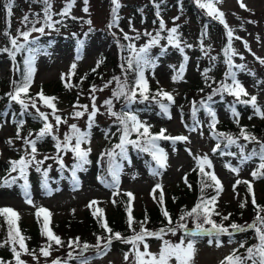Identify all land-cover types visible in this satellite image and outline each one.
I'll return each mask as SVG.
<instances>
[{"label":"rangeland","instance_id":"374dc122","mask_svg":"<svg viewBox=\"0 0 264 264\" xmlns=\"http://www.w3.org/2000/svg\"><path fill=\"white\" fill-rule=\"evenodd\" d=\"M6 1L0 0V3ZM28 1L32 2L33 0ZM15 2L20 3V0H15ZM67 2L68 0H50L52 12L54 13L53 19L58 17L57 19L66 20L67 25H62L61 27L63 28H67L69 24H73L74 26L70 25V29L74 39L80 36L85 44L81 49H76L75 42H71L63 37L70 35L71 32L61 31L50 33L45 29L44 34L49 38L53 36L57 37L58 42L49 49L47 56H39L35 59L34 67L36 71L30 87L32 92L43 88L49 93H52L54 85L61 81V74L69 73L73 63L77 65L74 72L80 75H84L93 68H96L97 63L100 62L103 55L118 59L121 65H125L124 63L128 55L126 52H121L120 49V44L122 38L124 39L125 33L129 37H136L139 34V39H133L131 41L124 39L126 43H133L136 48H139L148 43L150 39L145 33H151L152 36H155L160 31L159 23L156 21L149 22L147 18L144 19L145 17H138L136 14L133 15V9L131 8L133 6L143 5L144 3H149L150 5L152 3L156 4L157 0H118L120 4L116 14L119 18L118 23L117 26L110 28L108 34H105V29L108 28L110 21L113 19L112 8L114 5H112L111 0H88L87 5L84 4V0H75L70 15L61 17L58 13L63 10ZM37 3L42 6L28 5L29 7H27V4H22V11L20 13H12L11 17H8L7 13L0 7V44L3 41L2 36L6 31H12L13 36H16L17 30L27 31L32 27L31 23L24 24L23 18L26 15L30 21L37 19L40 21L41 18L44 20V2L43 0H37ZM243 3L249 10L242 9L238 0H221L215 6L224 13L226 23L234 30V35L248 42L251 53L244 49L242 40L234 39L232 41L233 48L244 57L241 60L239 56H235L233 57V62L237 65L243 64L245 66L243 70L237 68L233 69V71L236 72L237 79L245 87L249 95H255L257 102H262L264 100V64H261L256 57L264 58V0H243ZM84 7L88 8L87 12L83 11ZM173 8L170 7V10L164 13L162 19L165 22L166 30L172 27L178 28L181 47L184 48L185 55L188 59L185 62L178 48L168 45L167 39L165 38L167 31L165 30L160 33L162 38L159 44L151 47L149 51H161V46H163L165 50L170 52L154 68L146 69L145 77L148 80L149 86L157 87L158 89H163L171 93L175 100V107L168 113L167 119L160 117L157 112L136 113L134 115L140 121L150 125V130L160 131L163 128L167 130L166 135H183L188 140L185 142L177 141L174 145L161 144L162 149L167 154V166L165 168L160 169L154 167L149 161L138 158L131 165L121 167L118 187H111V183L108 180H103L109 185L105 186V183H101L102 179L100 177L102 172L101 166H104V158L101 159V153L113 150L112 147L115 145V141L119 144L122 134V126L119 124V121L114 116L108 115L107 108L103 106L105 100L112 98L108 90L109 88H104V85L101 84L96 87L97 89L103 88L104 90H98L95 93L96 106L99 112L90 129L88 127V113H85L80 118L72 117L74 111H83V109L73 107V105L77 104L78 100L71 103L62 96L60 101H58V112L56 114L61 116L62 119H66L67 122L61 123L58 130L54 131V134L62 140L65 133L70 130L69 125L71 124L79 125L82 130L88 129L86 132L89 133L90 143L83 144L82 148H91L89 155H91L93 161L98 160L99 163L93 162L87 168L86 172L82 174L78 189L71 188L70 185L64 182L52 185L53 192L50 195H46L44 189L39 184H33L34 187L29 188L35 205L42 206L50 211L49 226L64 223L70 219H74L75 221H72V223L77 225V221H81L88 215H91L97 206L102 208L106 214L113 216L116 203L113 204L112 201L115 200L117 202L118 196H123L124 193L128 192L132 193L135 197L132 201L133 213L138 214L145 209H150L157 202L156 192L160 193L161 191L157 189L153 193L154 186L158 183L162 185L164 199L176 193L184 185L186 173L194 166H197L194 159L196 156L203 157L207 155L212 167L211 169L206 167V171L214 172L222 182L223 192L220 194L216 203V211L220 214L228 215L233 213L236 209L240 208V204L244 203L246 199V192L244 190L246 184L241 183L237 185L235 192L233 191V185L237 179L252 182L256 201L264 197V181L253 182V177L251 176V172L256 170L259 164H254L253 162L237 164L235 158L223 157L211 152L214 148V144L209 135V131L212 129L210 127L212 117L208 112L200 114L197 124L190 126V108L192 104L185 103L184 93L189 94L190 92L187 87L203 80L200 74L201 67L210 65V62L213 61L212 58L215 57L214 62L217 64H213L214 71L222 73L221 82H231L230 80H225L227 65L224 62L225 55L223 49L227 46L228 42L226 29L220 23L216 25L211 24L206 28L202 25V22L200 24L195 20L192 14H185L183 11H178L175 7ZM201 10L207 15L204 9ZM35 14H39V16L35 18ZM176 17L178 19H174ZM88 21L91 23H88ZM249 21H253V23H249ZM41 26V22L36 24V27ZM40 35L43 34L33 32L29 40ZM20 41L23 42V39L21 38ZM186 45H191V47H186ZM77 56L80 59H77ZM181 64H184V72L182 77L174 82L172 77L177 75ZM10 66L8 60H0V82L4 81L9 83L15 80V75L10 71ZM108 71H110V66L107 68ZM113 77H119V74H112V78H107L105 81L112 79L113 82L111 84L116 86ZM0 89L7 90L6 86L3 85H1ZM81 94L84 97L81 98L83 100L82 105H88V112H90L92 101L90 99L91 93L89 89L82 90ZM194 96V98L197 97L196 95ZM242 98L248 99V97ZM122 101H125L123 97L119 100L113 99L114 112L123 113L119 109L120 102ZM28 104L30 107V103ZM38 107H40L41 112H51L50 109L40 106V102H38ZM30 109L34 110L32 107ZM214 112L216 113L218 123L223 120L236 121V117L232 115L231 110L215 108ZM245 114L246 116H243ZM245 114L240 116L239 122L246 120L247 123L249 122L252 125L264 123V119H261L254 112L246 111ZM49 122L55 126L56 122L51 115L49 116ZM193 127L196 128V131H190ZM17 129L18 127L11 120V115L9 113H3L0 117V164H9L10 160H18L22 155L26 154V151H30L28 146L23 143V138L35 139L36 134H24L22 139L11 144L8 143V140L16 135ZM55 143L51 136H46L38 140L36 145V159L43 160L45 156L55 157L57 155ZM189 150L192 153L191 155L189 154ZM69 154L70 151L67 153L60 152L63 160H68ZM56 164L55 159H47L41 166H54ZM226 165L239 168V175L230 171ZM150 169L157 171L159 174H150ZM114 192L118 194L114 196ZM153 196H155V199ZM250 196L252 199V195ZM92 200L100 203L94 205L92 208L87 207ZM4 207L14 209L19 214V220L23 222L26 228L34 229L37 225L36 208L25 202L21 187L9 189L0 184V208ZM255 219L256 217L250 221H240L238 225H250ZM178 221L179 218L175 220L174 225ZM187 224L189 229L193 228L191 219H188ZM149 231L158 232L159 230ZM180 232L178 230L177 234ZM163 240L178 243L180 239L178 237L175 238V235L171 233L164 235L162 239L148 237L146 242L149 245V251L158 253ZM207 241L194 246L195 251L191 264H221L225 256L241 247L240 243H229L227 240L222 242L220 247H216L215 243L209 245ZM257 243L258 239L255 245ZM90 245L94 246L93 244ZM91 248L95 247H90L89 249ZM131 250L132 245L124 243L121 240H112L110 249L100 258L89 261V264H133L134 256ZM140 250L143 251L142 244L140 245ZM69 252H72L74 257L79 255V249L73 251V249L67 248L64 251L52 253L47 258L38 254L36 255L37 259L34 260L31 255L27 256L22 254L23 257L21 256V259L26 261V264H52L54 259L59 258L61 261H67L68 264ZM125 253L129 254L128 261L124 260ZM4 264H15V260L8 261ZM170 264H176V261L173 259L170 261Z\"/></svg>","mask_w":264,"mask_h":264},{"label":"snow or ice","instance_id":"6c2138e0","mask_svg":"<svg viewBox=\"0 0 264 264\" xmlns=\"http://www.w3.org/2000/svg\"><path fill=\"white\" fill-rule=\"evenodd\" d=\"M45 8H44V21L43 26L36 27L37 23L40 21L33 20L30 21L29 17L26 15L23 18V22L25 25L31 23L32 27L27 31H20L17 30V35L12 36L9 32H5L4 35L8 37L9 42L11 44V49L4 48L0 49V51L7 52L8 55L15 60L16 53H19L23 50H27L29 55L24 61L25 64V74L22 80L18 83H14V90L13 92L9 93L10 99L18 103L23 110H27L29 104L25 102L27 99L30 101V106L36 110L37 116L40 120L43 121V126L36 134L35 139H28L23 138V143L28 146L30 151H26L25 155H22L18 160H10V169H9V178H5L3 181L2 186L11 187L15 184L18 180L23 181L21 187L23 189V195L25 198V202L32 207L36 208L35 215L39 219L41 216L43 217V227L41 229V234L47 238L48 243L41 247L40 254L47 258L51 255L52 244L54 243L57 246H63V241L59 236H57L49 227L50 224V217L51 213L48 209L42 206H36L32 196L29 192V181H28V169L30 166L35 165V170L38 173H41L44 177L43 187L48 190V170L41 168V165L44 164V161L47 159H55L56 162L59 164L60 168H65L63 163V157L60 156V152L63 151L65 153L72 152L74 154V159L76 163L73 165L71 169V178L75 182L76 185L79 184V180L77 179V171L83 170L84 166L89 164L90 161L88 156L91 152V148H82L83 144L90 143L89 140V133L81 131L76 124L69 125L70 132L65 133L63 139H59L55 134L54 131L58 130V127L61 123H66V119H62L61 116L57 115L58 109L56 104L54 103L57 98L54 96H47L44 94L43 90L38 92L35 97L29 95V89L33 82V76L36 71L34 67L35 61V53L38 49L29 47L30 44H35V39L29 40V37L33 32H38L41 34L45 33V29H53L55 24L62 23L59 20H53L54 13L52 12V5L50 0H43ZM197 7L204 9L208 16L212 17L213 19L219 20V23L224 26L226 29V36H227V46L223 49L225 55V64L227 65V71L225 73V80H230V83L221 82L218 88L213 89L212 95L223 94L227 93L233 97H235L236 101L241 104H250L254 109V112L257 116L261 119H264V110H262L257 105V97L255 95H249L246 91L245 87L240 83V81L236 77V72L233 69H244V65L240 64L237 65L233 62V57L239 56L241 60L244 59L242 55H240L232 45V41L235 40H242L241 37L234 35V30L231 29L226 20L224 18V13L220 11L215 5L220 3L221 0H195ZM240 7L244 10L247 9V6L243 3V0H238ZM75 3V0H68L63 10L58 13L61 17H67L70 15V11ZM88 0H84V4L87 5ZM112 5V15L113 19L109 23V28L117 26L118 23V16L117 11L120 7L118 0H111ZM8 12V17L12 15V0H9L8 4L6 5ZM83 11L87 12L88 8L84 7ZM159 15V13H157ZM76 19L75 17H72ZM178 19V17L174 18ZM88 23H91L88 21ZM249 23H253V21H249ZM159 29L160 31L156 33L155 36H152L151 33H145V35L149 36L150 39L148 43L144 46L136 48L133 43H129L127 45V50L129 51L130 55L126 60L127 69H125L124 65H121L122 72L127 70H132L136 72V79L135 81L129 85L127 80L121 81L119 77H113V80L116 82V89L112 92V98L119 100L121 97L124 98L127 104H131L137 101V97H139V102L143 103L144 101H148L149 99L154 100L156 103L159 104L161 111L168 115L169 107L168 105L174 102V98L171 93L164 91L163 89H159L154 95H150V88L148 80L145 77V70L149 68H154L155 63L149 57V49L157 44H159L160 39L162 38L160 33L166 30L165 22L163 19L159 21ZM167 39L168 45L172 47H176L179 49L181 53L184 52V48L181 47V40L178 35V28L172 27L167 29ZM23 39V43H19L20 39ZM125 40H133L139 39V34L136 37H129L127 33L124 34ZM244 49L251 53V49L248 45L247 41H243ZM162 47V50H165ZM186 47H191V45H186ZM203 50V46H202ZM255 55L254 53H252ZM77 59H80L77 56ZM188 59L187 56H184V61L186 62ZM213 60L215 57L212 58ZM256 59L261 63L264 64V58L256 57ZM76 63L71 65V71L67 74H61V80L65 82V87H72L69 83L71 80L72 75H74V70L76 69ZM97 67H99V62L97 63ZM93 72L96 71L95 68L92 69ZM184 72V64L180 65L179 72L177 75L172 77L173 81H177L182 77ZM84 77L81 78V82L83 81ZM113 81H108L104 84V88H107L109 84ZM103 91L104 89H97L95 85H93L89 92L91 93L90 99L91 103V111L88 112V105H73L74 108L83 109V111H74L72 113L73 118H80L88 113V127L89 129L92 127L94 119L99 112V109L96 106V91ZM212 95L208 97L210 101L212 99ZM156 97H159L160 100H167L168 104L160 103V100H156ZM242 97H248V99H242ZM107 99L103 102V106L107 108L108 115L114 116L119 124L122 126V134L120 136V143L114 146V149L111 151H106L101 153V159L105 156L108 157L109 160V174L112 177V184L111 187H118L119 185V173L121 170V165L117 163V156L120 157L122 160L127 159V145H131L134 149H137L141 152L148 153L152 160L155 161L156 167L163 169L167 166V154L165 151L159 146L158 141L160 140H169L173 144L177 141L185 142L188 140L186 136L179 135V136H171L166 135L167 130L161 129L159 133H151L150 132V125H147L145 122L140 121L136 115L130 112L124 113H116L113 111V99ZM38 101L40 102V106L46 107L51 110L50 113L48 112H41L40 107H38ZM203 107L208 112V114L212 117V121L210 127L215 129L216 124L218 123L216 118V113L212 111V109L207 105L204 104ZM55 120V126L49 122V116ZM232 115L236 117V121H239V114L237 113L235 107H232ZM170 118V117H169ZM251 119V117H249ZM20 125H23V121H20ZM190 131H196V128L193 127ZM132 133L137 134V138L135 140L129 139ZM31 135V133L29 134ZM240 137L243 138L244 141L247 142H255L259 145V149H253L250 154H245V145L238 144L237 138L232 137L229 134L225 133H214L213 138L219 139L223 137L227 141V145H236L240 150L241 155V164L247 162L248 160L252 159L253 157L258 156L260 163L258 168L251 172V176L253 180L260 178V176H264V142L258 140L254 135L248 133L245 128H240ZM46 136H51L52 139L56 142L55 148L57 150V155L55 157L45 156L43 160L36 159L37 155V141L43 139ZM16 138L21 139L19 127L17 129ZM74 141V143H73ZM8 143L11 144L12 140L9 139ZM115 148H118L120 151L119 153L115 152ZM220 148V143L218 142L216 146L212 149L215 153ZM189 154L191 155V151L189 150ZM223 154V153H222ZM235 155V154H232ZM196 161L197 168L199 169V173L203 177H208L211 181V184H207V187H213L215 191V195L211 197H204L203 195L198 199L197 203L188 211L182 210V214L179 217V221L173 225V220L168 213V211L164 208H161L162 214L165 219L168 221V228H161L158 232H150L146 227L145 224L147 223V215L145 216L144 221H140V229L136 232L135 228L133 227L136 221L132 215V201L135 199L134 195L130 192L124 193L128 197V203L126 205V213H127V223L129 228L133 231V235L131 237H122L120 233L113 232V230L108 226L106 219L104 218V210L100 207H95V210L92 212L94 218H98V222L102 221L101 226L103 227L104 231L109 235L107 237L97 236V243L94 246H90L87 243L83 245L80 244L79 238L75 240L68 241V247L72 248L73 251L76 248H79V257H74L72 252L68 253V259H77L79 264H89V258L84 256V253L90 248L95 247L98 249L97 256L106 253L109 246L112 244L113 238L116 240H121L124 243L132 245V252H133V264H170V261L173 259L176 261V264H191L193 254L195 251V244L197 242V238L207 237L209 245L215 243L216 247H220L222 245V241L220 240L221 236L228 235L231 236L234 232L238 231H245L247 228L254 229L257 235L258 243L249 247L246 251V254L243 256L237 255V250H233L232 253L225 256L224 259L221 261V264H247L248 261H251V264H264V207L257 205L255 194L253 192V185L252 182L244 180L241 181L239 179L236 180L235 184L233 185V191L235 192L237 185L244 183L247 185V191L250 195H252V204L254 208L257 209V216L255 221L247 225V228L236 223H231L227 227H225L222 223H217L215 220L212 219L213 215H221L219 212L216 211V203L219 199L220 194L223 192V185L220 179L216 176L214 172L206 171V167L211 169L212 164L209 160L208 156L205 155L203 157L196 156L194 157ZM230 171L239 175V168L232 167L231 165H226ZM12 173H17V175L13 176ZM150 174L158 175L159 173L155 170L150 169ZM184 182L188 184L187 177L184 178ZM101 183H105V186H109L105 181L101 180ZM204 182L202 181V184ZM191 187V185H188ZM157 189H160V196H159V203L162 205L164 202V194L162 191V185L156 184L152 190L153 193L156 192ZM58 190V189H57ZM203 192V188H202ZM48 194H50V190H48ZM117 192H114L113 195H117ZM155 199V196H153ZM100 202L96 200H92L89 202L87 207L92 208L94 205H98ZM113 204L116 203L115 200L112 201ZM245 206L244 203L240 204V207L243 208ZM231 214L226 216H221V219L226 221L229 219ZM0 216H5L6 222L9 224V231L7 240L0 244V247H3L4 244L11 243V251L13 253V258L15 260V264H26V261L21 259L22 254L31 255L33 259H37V256L34 250H30L25 244V237L21 234L19 227L17 226V221L19 220V214L10 207L0 208ZM191 219L193 228L189 229L187 221ZM205 225H210V227H205ZM229 229L232 231L230 232ZM181 231L183 235L181 236L178 243H172L168 240H163L160 250L158 253H152L149 251V245L146 242L148 237H155L157 239H162L164 235L171 233L172 235H176L177 231ZM143 245V251L140 250V245ZM18 245V249H17ZM75 246V247H74ZM243 247V244L241 245ZM124 260H129V254L125 253ZM0 264H4L2 260H0ZM52 264H67V261H61L59 258L54 259Z\"/></svg>","mask_w":264,"mask_h":264},{"label":"trees","instance_id":"16d2710c","mask_svg":"<svg viewBox=\"0 0 264 264\" xmlns=\"http://www.w3.org/2000/svg\"><path fill=\"white\" fill-rule=\"evenodd\" d=\"M154 1V0H152ZM9 0L6 2L0 3V7L4 11H8L6 5L8 4ZM37 5L36 2H33ZM25 4H32L31 2H25V0H20V3L12 2V13H20L21 5ZM170 7L174 9H178V11H183L185 14L193 15L195 20H197L200 24L202 22V25L210 26L211 24L216 23V19H213L212 17L204 14L201 10V8L197 7L195 0H157L156 4L152 3L151 5L149 3H145L143 5H138L135 7L138 17H141L140 15H145V18L150 21H156L159 22V19H161L164 15V13H167L168 10H170ZM141 9V10H140ZM159 13V15H157ZM133 15H135V11L133 9L132 12ZM12 36L13 34L10 33ZM41 40V41H40ZM36 43L34 45H29V47H33L38 49V51L35 54H43L46 52L48 46L46 42L42 38L35 39ZM23 43V42H19ZM121 47L123 48V51L128 52L127 50V44L122 40ZM9 48L11 49V44L9 42V39L7 36L3 35V41L0 44V49ZM162 52V53H160ZM160 54V55H159ZM29 55L27 50H23L19 53H16L15 60L8 55L7 52L0 51V59H8L11 62V69L16 75V79L13 83H7L2 82L1 85L6 86L7 90L0 89V102L6 101L10 96L9 93L13 92L14 90V83H18L22 80L24 74H25V64L24 61L26 59V56ZM129 56V54H128ZM166 53L163 51L156 52L155 55H149V57L155 62L159 60L161 57H165ZM225 58V57H224ZM214 65L217 63L213 61L210 62V65H204L200 69V74L202 77V81L200 80L197 83H194L193 85H190L187 87L188 93H184L185 100L187 103H193L195 105L194 107V113L197 116L203 109V105L207 104L210 107H225L227 109H231L233 106L237 108L240 112L243 114L246 113V111L254 112V109L250 104H241L236 101L235 97L227 94L226 92L217 95H212L213 89L218 88L221 84L222 80V73L215 72L214 71ZM110 66V71L107 72V68ZM125 69H127V64L124 65ZM96 71H89L87 72L83 77V81L81 82L82 76H78L77 74L73 75L71 85L72 87H65V82L56 83L54 85V89L52 91V94H48L45 91L44 94L47 96H54L57 98V100L54 102L56 105H58V101L63 96L67 99L68 102L74 103L78 100L77 104L81 103L83 100L81 98H84L81 94V91L84 89H90L93 85L96 87L98 85H104L108 81L107 78H112V74L118 73L121 81H124L125 79L131 85L135 79H136V72L132 70H127L125 72H122L121 70V64L118 62V60L110 58L108 55H103L101 60V65L99 67L95 68ZM105 81V82H104ZM0 85V88H1ZM82 88V89H81ZM108 90L112 93L116 86L114 84H109ZM150 95H154L159 89L156 87L150 86ZM41 90L39 89L38 92ZM37 92V93H38ZM36 93V94H37ZM36 94H32L29 91V95L35 97ZM196 95L197 97L194 98ZM212 95V99L209 101L208 97ZM247 99V98H242ZM156 100H160L159 97H156ZM25 101H28L27 99ZM124 102V101H123ZM120 102V111L127 112H146L149 111V108L151 109V106H155L154 108L161 111L160 106L158 103H156L154 100L149 99L148 101H144L143 103L139 102V97H137V101L131 104ZM160 103L168 104L167 100H160ZM4 103L0 104V108L3 107ZM257 105L264 110V100L262 102H257ZM169 110L173 108V104L168 105ZM13 115L16 119V121L21 120V111L19 107L15 105H11ZM23 114L26 116V120H23V125H27L26 127H22L20 131V136L22 138L24 131H35L36 126H40L42 124V120L39 119L37 116V113L34 112H28L23 111ZM243 116H246L243 115ZM243 127L246 129L248 133H251L254 135L258 140L261 142H264V123H259L257 125H252L251 123H247V121H242L240 123H235L233 121L227 120L222 121L217 125V128L213 131V133H225L229 134L234 138H237L238 144L245 145V154H250L253 149H257L259 145L253 142H247L244 141L242 137H240V128ZM151 133H156V131H152ZM214 135V134H213ZM131 139L137 136L136 133H132ZM16 140H19L15 138ZM217 140V139H216ZM117 143V141H115ZM220 143L221 149L226 148L229 149V151H233L235 153L240 154V150L236 145H227V141L221 137L219 141L217 140V143ZM137 151V150H136ZM136 156V154L133 151H127V158L133 159V157ZM241 156V155H240ZM119 158H116L118 161ZM255 159L259 162L258 156L255 157ZM122 160V159H121ZM105 178H107L109 174V160L107 159V162L104 166V171L102 173ZM187 181L188 184L185 186L179 188V191H177L175 194L170 195V198L165 200L163 204L161 205L159 203V197L158 202H156V205H154L150 209H145L144 211H141L140 213H132L134 220L136 223H134L133 227L135 228L136 232L140 229V221H144L145 216L147 215V223L145 224V227L148 230H160L161 228H168V221L165 219V217L162 214L161 208H164L168 211L170 214L173 222L177 220L180 215L182 214V210L188 211L190 210L198 201V199L203 195L204 197H210L214 189L213 187H207L205 185L210 184L207 179H205L201 174L196 170L193 169L191 172L187 174ZM264 177V176H261ZM202 181L204 182L202 184ZM188 185H191L189 187ZM203 188V192H202ZM249 195H247L245 199V206L243 208H238L233 213H230V217L228 220L224 221L221 219V216L226 215H213L212 219L215 220L217 223H222L225 227L230 225L231 223L238 224L240 221L245 220H252L257 216V209L254 208L253 205L250 204L249 201ZM128 203L127 198L124 196H120L118 198V202L115 206L114 215L110 216L107 214H104V218L106 219V222L108 226L113 230V232H118L121 234L122 237H131L134 233L129 228L127 223V213H126V205ZM257 205H260L264 207V197L261 198L259 201H256ZM264 213H261V215ZM5 216H0V244H3L6 241V237L8 235L9 231V224L6 222ZM72 221H75L74 219H70L67 222L64 223H57L54 226H52L50 229L61 238V240L64 242L63 246H57L54 243L52 244L51 254L52 253H58L60 251H64L68 247V241L69 240H75L76 238H79L80 244L83 245L84 243H87L88 245L93 244L95 245L97 243V236L101 237H107L109 234L106 233L101 226L102 221L98 222V218H94L93 215L87 216L84 220L77 221V225H74ZM42 221H40L37 224V228L35 230L26 229L21 223H17V226L19 227L21 234L25 237V244L30 250H34L35 254L40 253V249L42 246L46 245L48 243L47 238L41 234L42 229ZM171 226H175L174 223ZM210 225H205V227H208ZM244 226V225H243ZM247 228V226H244ZM232 230H230L231 232ZM61 232V233H60ZM183 233H180V236H182ZM223 237H228L230 242H238L241 245L243 244V247H240L237 250V255L243 256L246 254V251L249 247H252L255 245L257 240V235L254 229H249L245 231H238L234 232L231 236L224 235L220 237V240ZM113 240H116L113 238ZM203 238H197V242L201 243ZM10 243L4 244L3 247H0V260H2L4 263L11 261L13 259L11 247L12 245H9ZM91 246V245H90ZM75 247V246H74ZM72 249V248H69ZM79 249V248H76ZM97 251L98 249L89 251V255H86L85 257L89 258V260H93L97 258ZM76 262H79L78 259ZM31 264V263H30ZM247 264H251V261H248Z\"/></svg>","mask_w":264,"mask_h":264},{"label":"bare ground","instance_id":"6f19581e","mask_svg":"<svg viewBox=\"0 0 264 264\" xmlns=\"http://www.w3.org/2000/svg\"><path fill=\"white\" fill-rule=\"evenodd\" d=\"M110 32V28L108 26V28L105 29V34H108Z\"/></svg>","mask_w":264,"mask_h":264}]
</instances>
